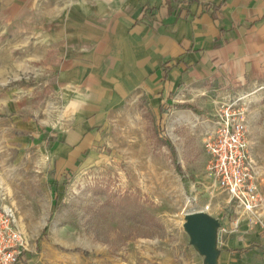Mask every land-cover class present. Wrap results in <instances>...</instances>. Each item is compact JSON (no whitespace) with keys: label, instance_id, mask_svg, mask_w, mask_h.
<instances>
[{"label":"rangeland","instance_id":"rangeland-1","mask_svg":"<svg viewBox=\"0 0 264 264\" xmlns=\"http://www.w3.org/2000/svg\"><path fill=\"white\" fill-rule=\"evenodd\" d=\"M4 38L0 32V45ZM11 75L0 78V204L13 208L27 237L32 257L25 264H202L182 228L184 214L203 210L227 223L244 217L209 172L212 109L185 116L172 111L175 103L121 102L99 126L96 148L77 167L59 171L51 169L48 142L33 140L26 127L34 121L38 134L48 126L42 119L53 113L51 74ZM239 106L264 198V98ZM241 224L239 231L218 232V264H264L255 256L261 248L249 247L264 246V232ZM227 247L246 249L231 254Z\"/></svg>","mask_w":264,"mask_h":264},{"label":"crops","instance_id":"crops-1","mask_svg":"<svg viewBox=\"0 0 264 264\" xmlns=\"http://www.w3.org/2000/svg\"><path fill=\"white\" fill-rule=\"evenodd\" d=\"M0 32V78L51 74L48 126L26 125L48 142L51 169L81 164L124 101L214 111L264 98V0H0Z\"/></svg>","mask_w":264,"mask_h":264},{"label":"built area","instance_id":"built-area-1","mask_svg":"<svg viewBox=\"0 0 264 264\" xmlns=\"http://www.w3.org/2000/svg\"><path fill=\"white\" fill-rule=\"evenodd\" d=\"M244 97L231 98L214 110L213 131L205 140L211 176L244 215L234 219L227 228L221 224L218 232L224 234L238 231L241 223L254 231L264 232L261 178L251 156L244 108L239 106ZM30 251L27 237L17 224L15 211L9 205L0 204V264H25L32 257Z\"/></svg>","mask_w":264,"mask_h":264},{"label":"water","instance_id":"water-1","mask_svg":"<svg viewBox=\"0 0 264 264\" xmlns=\"http://www.w3.org/2000/svg\"><path fill=\"white\" fill-rule=\"evenodd\" d=\"M220 226L219 218L203 210L188 212L183 216L182 228L188 235L189 244L202 256V264H218Z\"/></svg>","mask_w":264,"mask_h":264},{"label":"trees","instance_id":"trees-1","mask_svg":"<svg viewBox=\"0 0 264 264\" xmlns=\"http://www.w3.org/2000/svg\"><path fill=\"white\" fill-rule=\"evenodd\" d=\"M173 107L176 108V109H190L191 111H193L195 113H200L198 111V109L196 108V106H194L191 103H187V102L175 103V104H173ZM160 137H162V136H160ZM162 142H163V144L168 146V148L170 149V152L172 153L173 160H176L175 149H174V146L171 144L170 140L168 138H163ZM176 167H177L178 170L180 169L178 167V165H176ZM53 181H54V183L56 182L55 179ZM54 195H55V197L53 198V203H55V201H56V189L54 190ZM52 215H53V212L50 213L49 219L52 217ZM46 231H47V226H45L43 228V230L41 231L40 236L36 240L37 243L39 242L41 237L46 233ZM249 247H258V248H261L262 251H264V246H259L258 244H255V243H251L249 245ZM249 247H247V248H249ZM37 248H38V244H36V249ZM245 249L246 248H231V249H229V251H231V252H241V251H244Z\"/></svg>","mask_w":264,"mask_h":264}]
</instances>
